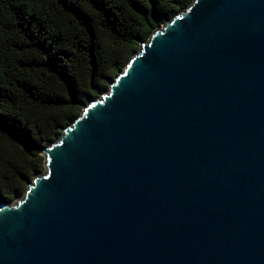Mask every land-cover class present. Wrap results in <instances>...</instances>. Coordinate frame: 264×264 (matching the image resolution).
<instances>
[{
    "label": "water",
    "instance_id": "obj_1",
    "mask_svg": "<svg viewBox=\"0 0 264 264\" xmlns=\"http://www.w3.org/2000/svg\"><path fill=\"white\" fill-rule=\"evenodd\" d=\"M0 202V264H264V0H194Z\"/></svg>",
    "mask_w": 264,
    "mask_h": 264
},
{
    "label": "trees",
    "instance_id": "obj_2",
    "mask_svg": "<svg viewBox=\"0 0 264 264\" xmlns=\"http://www.w3.org/2000/svg\"><path fill=\"white\" fill-rule=\"evenodd\" d=\"M193 1L0 0V202L28 191L40 150Z\"/></svg>",
    "mask_w": 264,
    "mask_h": 264
},
{
    "label": "rangeland",
    "instance_id": "obj_3",
    "mask_svg": "<svg viewBox=\"0 0 264 264\" xmlns=\"http://www.w3.org/2000/svg\"><path fill=\"white\" fill-rule=\"evenodd\" d=\"M13 201H14V200H13ZM15 201H16V200H15ZM15 201H14V202H15Z\"/></svg>",
    "mask_w": 264,
    "mask_h": 264
}]
</instances>
